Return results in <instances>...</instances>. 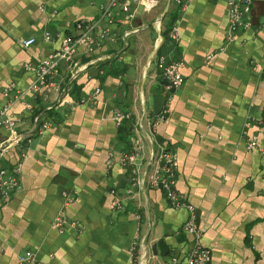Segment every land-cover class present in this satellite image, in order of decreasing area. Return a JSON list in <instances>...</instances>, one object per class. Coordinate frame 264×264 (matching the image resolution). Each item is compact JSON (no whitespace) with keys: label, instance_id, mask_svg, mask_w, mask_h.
Listing matches in <instances>:
<instances>
[{"label":"crops","instance_id":"crops-1","mask_svg":"<svg viewBox=\"0 0 264 264\" xmlns=\"http://www.w3.org/2000/svg\"><path fill=\"white\" fill-rule=\"evenodd\" d=\"M102 1L0 0V107L11 102L15 127L27 135L0 148V166H13L24 153L20 187L0 198V264H19L27 249L41 264H184L187 211L145 182L159 146L175 153L174 186L194 207L208 264H264V3L254 0L251 25L227 38L225 0H185L181 9L169 0L178 38L165 35L160 46L157 35L168 19L158 27L166 0H156L130 23L116 20L107 35L92 27L93 45H79L75 63L61 61L53 85L34 94L29 84L39 58L62 35L78 33L77 20L93 23ZM29 36L35 41L24 45ZM159 53L182 60V82L169 90L152 142L148 117L166 93ZM95 86L93 101L58 100L62 88L78 97ZM115 109L130 116L116 121ZM42 121L48 125L39 130ZM133 123L142 136L141 159L129 163L134 173L119 161L130 149ZM253 133L256 145L246 148L244 137ZM6 135L0 128V142ZM63 188L71 191L64 206ZM114 197L119 207L110 204ZM60 211L73 221L62 230L52 223Z\"/></svg>","mask_w":264,"mask_h":264},{"label":"built area","instance_id":"built-area-1","mask_svg":"<svg viewBox=\"0 0 264 264\" xmlns=\"http://www.w3.org/2000/svg\"><path fill=\"white\" fill-rule=\"evenodd\" d=\"M156 0H103L100 3V13L93 23L83 22L77 20L75 25L80 27V31L76 34H64L61 36L58 45L52 49L45 56L39 58L38 62L34 66L35 77L29 84V89L37 94L42 90H48L53 85V81L50 80L57 70L58 64L62 61L67 65L75 63L74 55L79 45H83L86 48H90L94 39L90 34L92 27H98V35L100 37L107 35L109 32V26L114 24L116 20H120L123 23H130L136 13L141 11L150 10ZM185 0H174V3L178 8H183ZM254 0H225L226 5V31L227 38H232V33L238 28H248L252 22V5ZM264 3V0H262ZM101 23V24H99ZM166 37L170 40H177L178 28L175 22H171L165 31ZM47 34L43 35V38H47ZM22 43L24 45L31 44L35 41V37L29 36L23 38ZM162 41L160 32L157 35V44ZM155 63L160 68V75L165 80L166 93L162 96L163 103L156 113H153L148 117V130L146 132L147 137L153 142V131L156 124L163 120L166 112L168 111V104L171 99L170 91L178 87L182 82V76L180 73V66L182 60L180 58H170L166 60L164 54L155 55ZM13 83H10L6 87V91L11 89ZM99 88L95 86L92 91L84 96L72 97L66 88H62L58 93V100L65 102L68 105L75 103H83L93 101L96 97ZM73 98V99H72ZM28 108H32V103L28 101H22ZM11 102H6L0 107V128L7 130V135L0 142V148L6 149L12 145L22 142L27 135L20 132L15 127L16 117L10 110ZM113 116L116 121L122 118H128L130 113L128 111H121L115 109ZM37 118V117H36ZM48 125V121L37 122V129H42ZM248 122H244V127L241 133L246 132ZM131 131L135 132L132 136L131 146L129 150L120 153V163L127 165L134 163L136 159H141V140L142 136L138 133V127L136 123L131 126ZM244 144L246 148H251L256 145L255 133L250 136L244 137ZM24 153H20L15 164L11 167L0 166V198L2 200H8L15 190L20 187L19 172L22 166V158ZM153 165L151 171L146 177V185L150 187H157L163 191L164 197L168 204L173 208L184 207L187 211V215L182 222V229L190 235V243L187 248L184 264H208L210 259L209 250L205 247L201 241V234L203 231L195 221L194 207L186 201L183 195L179 193L175 188V173L177 168V160L174 151L164 146H159L152 154ZM143 180L138 178L133 179L132 183H139ZM109 192H113V188L109 189ZM61 205H66L71 199L70 189L63 188L60 190ZM110 204L112 206L119 207L120 201L114 197L111 199ZM67 218L58 212L52 219V223L62 230V226L67 223ZM70 224L72 220L68 221ZM174 259V258H172ZM19 264H41L36 258L34 250L27 249L18 256Z\"/></svg>","mask_w":264,"mask_h":264},{"label":"water","instance_id":"water-1","mask_svg":"<svg viewBox=\"0 0 264 264\" xmlns=\"http://www.w3.org/2000/svg\"><path fill=\"white\" fill-rule=\"evenodd\" d=\"M168 3H169V0H166V2H165V5H164V8H163V10H162V12L160 13V15L158 16V19H157V22H158V27L160 26V22H161V18H162V16L164 15V13L166 12V10H167V6H168ZM158 45V44H157ZM157 45L155 46V47H157ZM164 83H166L165 81H164ZM156 97V96H155ZM157 98H160V102L162 103V101H163V97H157ZM161 105V104H160ZM160 107V106H159ZM128 169L132 172V173H134V170H133V164H128ZM158 244V245H160L161 246V240H157L156 242H154V243H152L151 244V246H150V248L152 249V250H154L155 251V244Z\"/></svg>","mask_w":264,"mask_h":264},{"label":"trees","instance_id":"trees-1","mask_svg":"<svg viewBox=\"0 0 264 264\" xmlns=\"http://www.w3.org/2000/svg\"><path fill=\"white\" fill-rule=\"evenodd\" d=\"M167 13H168V14H167ZM166 14H167L166 17H167L168 20H167V21L165 20L164 23H163V25H164L165 28H163L162 30H160V34H162L163 37L165 36V31H166V29H167V26L172 22V19H173V17H174L173 10H171V9L168 8L167 11H166V12L164 13V15L162 16L161 20L164 19V17H165ZM169 18H170V20H169ZM165 39H166V38L164 37L163 40H162V42H161V44H160V46L163 45ZM160 46H159L157 52L160 51ZM128 129H130V128H128Z\"/></svg>","mask_w":264,"mask_h":264},{"label":"rangeland","instance_id":"rangeland-1","mask_svg":"<svg viewBox=\"0 0 264 264\" xmlns=\"http://www.w3.org/2000/svg\"><path fill=\"white\" fill-rule=\"evenodd\" d=\"M168 14V13H167ZM167 14L165 15V17L167 16Z\"/></svg>","mask_w":264,"mask_h":264}]
</instances>
